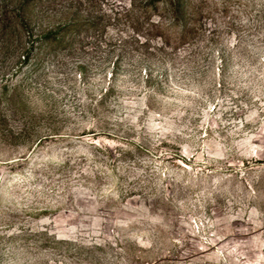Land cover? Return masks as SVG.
<instances>
[{
  "label": "rangeland",
  "instance_id": "374dc122",
  "mask_svg": "<svg viewBox=\"0 0 264 264\" xmlns=\"http://www.w3.org/2000/svg\"><path fill=\"white\" fill-rule=\"evenodd\" d=\"M0 264H264V0H0Z\"/></svg>",
  "mask_w": 264,
  "mask_h": 264
},
{
  "label": "trees",
  "instance_id": "16d2710c",
  "mask_svg": "<svg viewBox=\"0 0 264 264\" xmlns=\"http://www.w3.org/2000/svg\"><path fill=\"white\" fill-rule=\"evenodd\" d=\"M21 25L26 31L29 30L28 29V25H27V23L24 20H22V24ZM45 38L48 39V40H52V39L56 38V35L54 34V32H50L47 35H45Z\"/></svg>",
  "mask_w": 264,
  "mask_h": 264
}]
</instances>
